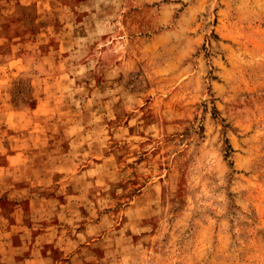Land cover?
Instances as JSON below:
<instances>
[{"label": "rangeland", "instance_id": "obj_1", "mask_svg": "<svg viewBox=\"0 0 264 264\" xmlns=\"http://www.w3.org/2000/svg\"><path fill=\"white\" fill-rule=\"evenodd\" d=\"M1 1L0 264H264V0Z\"/></svg>", "mask_w": 264, "mask_h": 264}, {"label": "crops", "instance_id": "obj_2", "mask_svg": "<svg viewBox=\"0 0 264 264\" xmlns=\"http://www.w3.org/2000/svg\"><path fill=\"white\" fill-rule=\"evenodd\" d=\"M18 3H20V4H24V3H26V4H30V3H34V4H36V6L39 8L40 6H41V4H44V0H18L17 1ZM13 3L14 2H4V1H1L0 0V7H2L3 6V4L6 6V7H8L10 4L11 5H13ZM6 11H8V10H6ZM5 11H1V13H4ZM5 15V14H4Z\"/></svg>", "mask_w": 264, "mask_h": 264}]
</instances>
